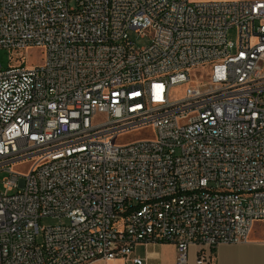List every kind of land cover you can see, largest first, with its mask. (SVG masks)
Returning <instances> with one entry per match:
<instances>
[{"label":"built area","instance_id":"1","mask_svg":"<svg viewBox=\"0 0 264 264\" xmlns=\"http://www.w3.org/2000/svg\"><path fill=\"white\" fill-rule=\"evenodd\" d=\"M1 50L0 264H202L264 224V0H0Z\"/></svg>","mask_w":264,"mask_h":264},{"label":"crops","instance_id":"2","mask_svg":"<svg viewBox=\"0 0 264 264\" xmlns=\"http://www.w3.org/2000/svg\"><path fill=\"white\" fill-rule=\"evenodd\" d=\"M260 225H263L260 228ZM257 226V227H256ZM248 242L221 244L212 255L211 262L202 264H264V224H256ZM200 247L190 246L188 264H199ZM133 256L141 258L143 264H176V246L171 242H146L138 244ZM92 264H135L126 258L113 260L97 259Z\"/></svg>","mask_w":264,"mask_h":264},{"label":"rangeland","instance_id":"3","mask_svg":"<svg viewBox=\"0 0 264 264\" xmlns=\"http://www.w3.org/2000/svg\"><path fill=\"white\" fill-rule=\"evenodd\" d=\"M190 1H196V0H190ZM131 36L133 39H135L137 41L138 46H145L149 43L150 38L148 36H144L141 37L139 36L137 33L132 32ZM236 36V30L232 29L230 31V38L234 39ZM22 53L24 54L25 58H27V64L30 65L31 63H35L37 61H39V58L37 56L38 55H42L41 51L38 48H34L32 50H22ZM19 52H9L7 50H1L0 51V63L2 64V66L5 68L8 66L9 62H10V58L11 57H16L18 56ZM202 73V75H204L205 73H209L210 72V68H200V69H193L191 70L190 74L193 77L196 73ZM194 79V78H193ZM195 82V81H193ZM190 85V83L186 84V85H179V86H175L172 90V97H178L180 95L183 94V91ZM146 133V132H145ZM145 133H143L142 130L140 131H128L127 133L124 134V137L122 138V140H130V139H136V138H140L143 137V135H145ZM17 170V168H16ZM24 172L26 171V169H22ZM9 173L7 172H2L0 174V188H2V179L5 176H8ZM61 219L58 217H44L41 220V223L45 226L47 225H51V224H57L60 223ZM257 227V226H256ZM263 225H260V228H262Z\"/></svg>","mask_w":264,"mask_h":264}]
</instances>
